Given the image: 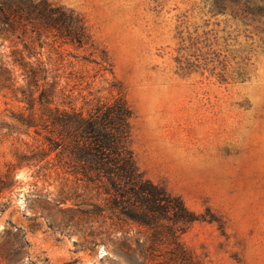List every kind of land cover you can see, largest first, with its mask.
Here are the masks:
<instances>
[{"label":"rangeland","instance_id":"374dc122","mask_svg":"<svg viewBox=\"0 0 264 264\" xmlns=\"http://www.w3.org/2000/svg\"><path fill=\"white\" fill-rule=\"evenodd\" d=\"M15 1L0 0V171L15 147L31 159L0 199V264L162 258L145 226L111 211L99 188L67 181L55 151L42 154L47 129L26 123L28 98L37 111L55 82L61 101V70L63 84L70 70L81 76L70 85L84 94H124L139 168L199 215L180 236L196 258L264 264V16L222 0H49L80 13L90 35L61 49L56 30L2 22ZM61 54L71 66L61 69Z\"/></svg>","mask_w":264,"mask_h":264},{"label":"trees","instance_id":"16d2710c","mask_svg":"<svg viewBox=\"0 0 264 264\" xmlns=\"http://www.w3.org/2000/svg\"><path fill=\"white\" fill-rule=\"evenodd\" d=\"M14 3L13 8L2 11V22L11 27L38 24L46 30H56L53 36L61 40V49L66 44L76 48L88 45L86 21L73 8L49 0ZM222 5L239 15L256 12L264 16V0H222ZM63 59L61 54V69L71 66V60ZM83 59L88 60L87 56ZM107 61L102 58L104 69ZM14 63L24 66L19 58ZM63 73L61 70V101L53 96L55 82L46 83L47 87L41 91L37 111L28 98L31 112L26 123L47 129L44 136L47 147L42 149V154L55 151L56 157L61 156V170L68 175L67 181L72 176L75 183L99 188L106 194L111 211L145 226L150 232L151 255L160 248L159 264H203L180 240L190 224L200 219L199 215L180 195L147 177L137 164L131 145L134 112L124 94L117 92L103 97L91 90L84 94L77 83L70 85L75 75L81 76L70 70L63 84ZM27 75L30 85L37 87V74L32 66L27 69ZM21 119L24 120L23 115ZM13 155L6 169L0 171V199L14 184L15 169L31 159L18 147L13 149Z\"/></svg>","mask_w":264,"mask_h":264}]
</instances>
